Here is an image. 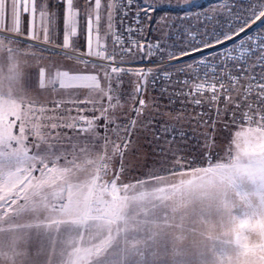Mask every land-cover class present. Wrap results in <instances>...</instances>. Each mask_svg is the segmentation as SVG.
Returning a JSON list of instances; mask_svg holds the SVG:
<instances>
[{
  "label": "rangeland",
  "instance_id": "rangeland-1",
  "mask_svg": "<svg viewBox=\"0 0 264 264\" xmlns=\"http://www.w3.org/2000/svg\"><path fill=\"white\" fill-rule=\"evenodd\" d=\"M254 2L192 0L154 15L194 16L225 5L242 13ZM225 19L217 17L220 23ZM186 25L176 19L171 29L178 48L187 42ZM214 27L217 21H209L208 31ZM248 35L264 38V24L257 22ZM14 40L15 33L0 36V264H264L263 191L258 194L249 179L259 174L250 171L252 155L242 149H264V134L248 128L243 138L237 134L264 125L241 121L224 129L221 121L213 131L223 95L218 105L207 91L169 104L159 91L167 82L157 80L142 98H156L160 107L153 111L184 118L158 116L147 131H134L123 148L112 131L102 130L103 121L93 122L91 109L85 111L82 99L99 104L95 94L69 99L35 85L38 62ZM233 47L235 60L225 59L226 46L184 57V64L193 62L191 73L179 76L190 82L185 91L205 77L231 86L240 76L239 40ZM43 55L45 63L64 62ZM201 55L207 57L204 65ZM244 63L251 71L247 58ZM151 67L141 61L132 69ZM261 71L255 68L257 75ZM124 79L130 90L129 77ZM176 90L168 86L170 93ZM192 98L203 103L194 105ZM164 126L176 131L165 134ZM206 132L216 145L208 159L201 155ZM172 136L175 142L166 143Z\"/></svg>",
  "mask_w": 264,
  "mask_h": 264
},
{
  "label": "snow or ice",
  "instance_id": "snow-or-ice-1",
  "mask_svg": "<svg viewBox=\"0 0 264 264\" xmlns=\"http://www.w3.org/2000/svg\"><path fill=\"white\" fill-rule=\"evenodd\" d=\"M191 3L192 0H55L53 10L49 0H0V36L15 33L14 42L38 62V83L42 77L52 88L69 83L68 91L77 96L96 90L94 94L99 104L82 99L88 105L85 111L91 109L93 122L100 126L103 121L102 130L105 133L112 131L123 148L127 147V138L134 131H147L158 122V116L167 115L177 122L184 118L180 113L153 111L160 107L156 98L152 97L150 101L142 98L149 86L155 88L157 80L167 82L159 91L161 96L168 97L169 104L180 97L188 101L193 93L203 96L207 91L211 93L210 102L218 105L223 95V107H216L213 113V131L216 122L221 121L224 129H228L229 123L236 125L241 121L264 125V38L248 35L257 22L264 24V0H255L242 13L225 5L223 9L212 8L194 16L187 12L178 17L170 12L154 15L161 9L180 8ZM219 16L226 18L223 23L217 20ZM176 19L187 22L183 32L187 42L179 48L170 40ZM213 20L219 27L208 31V23ZM61 31L63 39L57 43ZM237 40L240 76L231 86L224 83L218 86L217 82H209L205 77L185 91L190 82L180 80L179 76L189 75L193 62L184 64V57L226 46L229 55L225 59L235 60L230 53L236 50L233 46ZM44 52L71 61V67L60 70L64 66L57 60L45 63ZM245 58L251 64V71L249 63H244ZM141 61H150L153 67L146 70L129 67ZM199 63L206 64L207 57L201 55ZM256 67L262 69L259 75L255 72ZM169 68L174 72L170 73ZM173 75L177 77L175 81L171 78ZM126 76L130 90L124 88ZM168 86L178 90L170 93ZM190 102L197 106L203 103L196 98ZM137 104L139 107H135ZM174 131L176 129L163 127L165 134ZM203 135L201 155L207 153L205 159L212 158L215 137L207 132ZM180 136L183 139L184 133L180 132ZM155 138L158 140L160 136ZM172 142H175V136L166 141Z\"/></svg>",
  "mask_w": 264,
  "mask_h": 264
},
{
  "label": "crops",
  "instance_id": "crops-1",
  "mask_svg": "<svg viewBox=\"0 0 264 264\" xmlns=\"http://www.w3.org/2000/svg\"><path fill=\"white\" fill-rule=\"evenodd\" d=\"M50 4H52L53 6V10L55 9V0H49ZM62 28V25H61ZM8 33H14V32H8ZM23 38V37H22ZM24 39V38H23ZM63 39V32L61 31L57 37V43L62 42ZM72 39H76V38H72ZM33 42V41H32ZM35 43V42H34ZM57 60V59H55ZM64 62H60L64 67L61 68L60 70H67V68L71 67L72 62L68 61V60H64ZM34 82L35 85H40L42 87H49V89H53V90H57L59 91V93L63 96H65L66 98L69 99H75V98H83V97H87L89 95H94L95 91L93 93H89V94H85L83 92L80 93L79 96L72 94L68 91V89L71 87V84L69 83H64L62 84L60 87H58V84L56 85V88H52L48 85L47 81L42 77L41 81L38 83L37 82V77H36V73H34ZM244 128H248V129H252L254 130V132H259L260 137L263 138L264 134V128H256V127H252V126H245L242 127L240 131H237V134H240V136L243 138L242 135H245V131ZM238 139L240 137H237ZM243 152L246 153H250L252 155V158L249 160L248 163H251V167H250V171H255L257 174H259L258 179H257V175H252L249 177V179L252 182H256L257 183V188H258V194H260L263 191L262 196L259 198V200L261 199V201H259V204L263 207L264 209V149H259L256 147H249V146H244L242 147ZM263 176V177H262ZM258 180V181H257ZM262 180V181H261Z\"/></svg>",
  "mask_w": 264,
  "mask_h": 264
},
{
  "label": "built area",
  "instance_id": "built-area-1",
  "mask_svg": "<svg viewBox=\"0 0 264 264\" xmlns=\"http://www.w3.org/2000/svg\"><path fill=\"white\" fill-rule=\"evenodd\" d=\"M134 66H136V64L130 65L129 67L133 68Z\"/></svg>",
  "mask_w": 264,
  "mask_h": 264
}]
</instances>
